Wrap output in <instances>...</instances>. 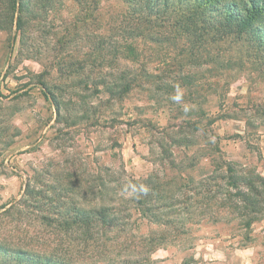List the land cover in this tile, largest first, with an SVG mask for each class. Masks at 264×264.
<instances>
[{
  "label": "rangeland",
  "instance_id": "rangeland-1",
  "mask_svg": "<svg viewBox=\"0 0 264 264\" xmlns=\"http://www.w3.org/2000/svg\"><path fill=\"white\" fill-rule=\"evenodd\" d=\"M182 1L154 2L162 28L156 43L140 45V0H0V264H36L14 251L31 257L40 247L65 264H264V219L245 230L193 216L168 247L148 253L143 241L155 225L94 229L84 241L80 231L40 227L29 216L40 208L20 205L27 185L58 196L72 179L75 192L117 195L126 176L151 170L176 176L174 187L189 197L186 189L224 161L264 177V46L235 41L233 28L217 24L218 10L200 8L203 28L188 29L182 12L194 5ZM219 1L231 0L210 5ZM109 75L148 85L109 102L101 89ZM54 99L63 105L58 117Z\"/></svg>",
  "mask_w": 264,
  "mask_h": 264
},
{
  "label": "trees",
  "instance_id": "trees-1",
  "mask_svg": "<svg viewBox=\"0 0 264 264\" xmlns=\"http://www.w3.org/2000/svg\"><path fill=\"white\" fill-rule=\"evenodd\" d=\"M181 1L176 0V3ZM191 1L194 6L182 12L188 29L203 28L204 24L198 12L200 8H209L207 13L218 10L223 14L216 21L217 24L220 27L233 28L235 41L246 42L257 50L263 48L264 26L254 27V22L264 15V0H231L228 3L219 1L213 6L210 5L213 0ZM140 2L143 3L142 9L134 13L136 15L133 17L135 35L142 37L140 45L156 43L153 34L157 30L161 31L162 23L158 20L159 9L154 8L156 6L154 4L163 2V7L170 8V0H140ZM246 31L249 32L248 35H245ZM243 34L248 39H243ZM138 68L139 76H145L144 64H140ZM111 77L112 75H109V78L106 77L108 80L101 83L103 93L110 97L109 102L115 95H119L120 98L122 94H128L132 88L148 85L133 84V80ZM40 87L44 95L53 96L48 85L40 83ZM157 87L160 89L162 85L158 84ZM53 102L58 117L63 105L55 99ZM88 107L91 109V106ZM156 146L160 150L159 155L164 156L166 150L163 142H156ZM123 180L121 186L125 188L123 187L120 192L117 191V195L102 192L100 188L90 195L75 192L73 188H77L79 182L72 179L66 183L63 181L62 188L65 189V193L58 196H47L30 189L27 185L20 205L29 210L40 208L36 213L29 214L32 221L38 222L40 227L47 224L52 230H61L64 233L80 231L83 233L84 241L96 234L93 232L94 229L101 234L109 231L124 234L130 230L129 227L133 223L138 224V221L144 222L147 227L155 225V230H152L143 241L148 253L168 247L172 243L167 240L168 236L190 222L193 216L198 220L229 219L236 221L245 230H249L254 223L264 219V177L254 168L233 161L217 164L215 169L202 175L198 182L186 189L191 194L189 197L185 196V193H180L182 187L178 189L174 187L176 176L166 177L164 172L151 170L137 178L126 176ZM90 188L89 184L86 189ZM58 199L61 201H57ZM188 199L195 200V209L186 202ZM42 204L48 206L45 211L39 206ZM11 208L9 211L13 210ZM14 253L18 261L65 264V261L59 260L42 247L33 251L34 255L31 254V257L30 252L24 248H19Z\"/></svg>",
  "mask_w": 264,
  "mask_h": 264
}]
</instances>
